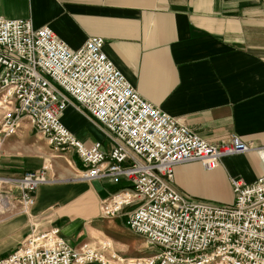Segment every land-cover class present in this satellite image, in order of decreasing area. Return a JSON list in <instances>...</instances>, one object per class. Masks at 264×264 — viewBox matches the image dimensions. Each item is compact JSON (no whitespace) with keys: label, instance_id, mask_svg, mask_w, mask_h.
<instances>
[{"label":"built area","instance_id":"built-area-1","mask_svg":"<svg viewBox=\"0 0 264 264\" xmlns=\"http://www.w3.org/2000/svg\"><path fill=\"white\" fill-rule=\"evenodd\" d=\"M103 47V38L92 36L72 49L49 26L0 15V141L27 118L54 152H74L81 162L78 177L128 182L100 200L99 215L117 217L133 206L125 226L158 250L128 259L108 242L71 247L59 227L49 226L31 228L0 255V264H264V172L249 184L230 179L229 203L190 199L173 183L179 164L199 162L212 170L250 146L237 135L210 143L150 104ZM71 101L103 128L107 148L101 141L84 144L62 123ZM50 171L46 159L20 178L0 176V209L15 200L29 207L37 188L51 181Z\"/></svg>","mask_w":264,"mask_h":264},{"label":"crops","instance_id":"crops-1","mask_svg":"<svg viewBox=\"0 0 264 264\" xmlns=\"http://www.w3.org/2000/svg\"><path fill=\"white\" fill-rule=\"evenodd\" d=\"M0 15L29 19L35 27L49 26L72 49L89 37L103 38L108 58L150 104L210 143L237 135L250 146L246 153L222 158L212 170L199 162L175 166L174 186L186 197L197 198L203 195L201 187L204 191L209 187L215 197L223 195L229 203L233 200L230 179L249 184L263 174L264 2L0 0ZM61 121L84 144L101 141L103 149L109 145L99 123L73 101ZM19 123L17 133L1 141L0 176L20 178L51 160L63 171L61 175L79 180L72 185L67 184L71 181H55L52 170L51 181L37 188L34 201L40 206H60L52 221L71 247L91 233L100 234L106 223H97L77 209L97 205L129 183L78 177L69 157L78 172L81 162L71 149L47 156L54 150L49 147L46 152L34 140L38 132L29 120L22 118ZM96 216L100 217L98 209ZM106 241L113 243L109 238Z\"/></svg>","mask_w":264,"mask_h":264},{"label":"rangeland","instance_id":"rangeland-1","mask_svg":"<svg viewBox=\"0 0 264 264\" xmlns=\"http://www.w3.org/2000/svg\"><path fill=\"white\" fill-rule=\"evenodd\" d=\"M3 107H0V116L2 114ZM42 136L40 133L34 135L33 138L42 146V148L47 152L49 146L46 142V139L42 136V139L39 137ZM108 141V140H107ZM1 146V141H0ZM44 151V153H45ZM55 155L56 152H50L47 156ZM63 160V157H62ZM69 160L72 163L74 173L78 174L77 165H75L72 159L69 157ZM51 162V171L53 170L56 178L55 181H73L79 180V178H74L73 176L61 175L63 171L58 169V167L50 160ZM64 167L67 168V164L64 163ZM51 171L48 174L50 178ZM51 180V179H50ZM200 192L203 195L201 196H190L193 199L206 200L214 203H226V199L223 195L215 197V190L210 189L209 187L204 191L201 187ZM219 195V194H218ZM91 202V200H90ZM58 205L53 208L50 205L40 206L35 201L26 209L18 200L12 202L10 206L6 208L3 213H0V255H4L9 252L14 246H16L21 240L30 232L31 228L42 229L49 226H56L52 218L54 213L58 211ZM133 206H127L123 208V211L119 214L116 219L114 217H97V209L99 210V201L98 204L90 203L86 204L84 207L77 209L78 212H82L87 216H90L89 219L95 220L97 223L105 224L101 227V233L96 232L95 234H90L87 240L83 242L91 243L93 246H99L102 242L106 241L107 238L111 239L113 243L110 242L112 250L116 253L125 256L127 258H144L152 254V251L158 250V247L152 246L147 238L137 234L130 229H128L123 222L125 223L126 212L132 209ZM113 220V222L111 221ZM82 242V243H83ZM109 243V242H108Z\"/></svg>","mask_w":264,"mask_h":264},{"label":"bare ground","instance_id":"bare-ground-1","mask_svg":"<svg viewBox=\"0 0 264 264\" xmlns=\"http://www.w3.org/2000/svg\"><path fill=\"white\" fill-rule=\"evenodd\" d=\"M77 176H79L78 174H76ZM0 208H1V206H0ZM5 209V208H4ZM4 209H0V213H3L5 210ZM4 210V211H3ZM128 259H130V258H128ZM131 259H133V258H131Z\"/></svg>","mask_w":264,"mask_h":264}]
</instances>
